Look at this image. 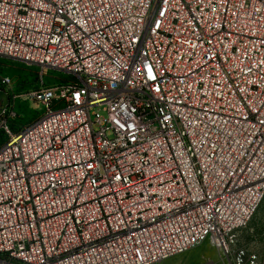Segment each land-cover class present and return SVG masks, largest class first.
Wrapping results in <instances>:
<instances>
[{
	"label": "built area",
	"instance_id": "obj_1",
	"mask_svg": "<svg viewBox=\"0 0 264 264\" xmlns=\"http://www.w3.org/2000/svg\"><path fill=\"white\" fill-rule=\"evenodd\" d=\"M0 56L69 77L14 130L0 76V264L231 254L264 199V0H0Z\"/></svg>",
	"mask_w": 264,
	"mask_h": 264
},
{
	"label": "rangeland",
	"instance_id": "obj_2",
	"mask_svg": "<svg viewBox=\"0 0 264 264\" xmlns=\"http://www.w3.org/2000/svg\"><path fill=\"white\" fill-rule=\"evenodd\" d=\"M0 76H6L11 81V113L21 126L32 123L42 113L41 104L33 100L29 93L69 78L59 71L3 56H0ZM229 248L231 254L225 258L207 238L198 246L158 264H233L232 252L237 249H244L247 254H255L260 261H264V199L247 226L235 235Z\"/></svg>",
	"mask_w": 264,
	"mask_h": 264
},
{
	"label": "water",
	"instance_id": "obj_3",
	"mask_svg": "<svg viewBox=\"0 0 264 264\" xmlns=\"http://www.w3.org/2000/svg\"><path fill=\"white\" fill-rule=\"evenodd\" d=\"M0 104H1V108H0V114L3 108H5L8 104V96L0 91Z\"/></svg>",
	"mask_w": 264,
	"mask_h": 264
},
{
	"label": "trees",
	"instance_id": "obj_4",
	"mask_svg": "<svg viewBox=\"0 0 264 264\" xmlns=\"http://www.w3.org/2000/svg\"><path fill=\"white\" fill-rule=\"evenodd\" d=\"M9 123H10L11 127H12L14 130H18L20 127L24 126V125L21 126V124H18V123L16 122V120L13 119V117L9 120ZM2 142H3V136H2V134L0 133V145H1Z\"/></svg>",
	"mask_w": 264,
	"mask_h": 264
},
{
	"label": "crops",
	"instance_id": "obj_5",
	"mask_svg": "<svg viewBox=\"0 0 264 264\" xmlns=\"http://www.w3.org/2000/svg\"><path fill=\"white\" fill-rule=\"evenodd\" d=\"M263 259V258H262ZM264 260V259H263Z\"/></svg>",
	"mask_w": 264,
	"mask_h": 264
}]
</instances>
